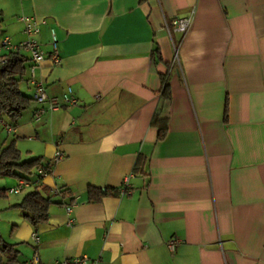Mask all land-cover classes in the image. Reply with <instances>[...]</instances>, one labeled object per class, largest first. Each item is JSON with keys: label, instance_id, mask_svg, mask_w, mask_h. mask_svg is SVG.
Returning a JSON list of instances; mask_svg holds the SVG:
<instances>
[{"label": "crops", "instance_id": "0c3cea01", "mask_svg": "<svg viewBox=\"0 0 264 264\" xmlns=\"http://www.w3.org/2000/svg\"><path fill=\"white\" fill-rule=\"evenodd\" d=\"M0 10V39L25 38L23 16L46 54L55 37L60 64L45 59L34 78L76 99L36 119L28 69L20 89L32 102L13 124L0 119L20 154L25 145L21 160L50 168L39 183L52 202L35 227L12 206L22 193L6 191L20 176L0 188V235L18 264H264V0H0ZM188 15V30H174ZM162 73L171 101L158 139ZM89 187L118 193L88 201Z\"/></svg>", "mask_w": 264, "mask_h": 264}, {"label": "trees", "instance_id": "16d2710c", "mask_svg": "<svg viewBox=\"0 0 264 264\" xmlns=\"http://www.w3.org/2000/svg\"><path fill=\"white\" fill-rule=\"evenodd\" d=\"M2 13L0 10V31H1ZM155 59H160L159 52L154 50ZM0 57L5 61L0 62V119L9 118L16 121L28 108L32 102V97L23 93L20 89V83L26 80V73L30 68L31 62L28 53L20 49L2 50ZM161 89L159 104L154 111L151 124L157 128V137L161 139L167 131V109L171 101V91L168 82L167 73L160 74ZM7 120V119H6ZM40 164V158L21 160V154L14 145V140L0 148V177H27L36 173ZM140 168L137 163L135 169ZM44 187L40 183L33 189L22 191L18 202L12 206H18L23 209L26 218L35 227L40 222L47 219L48 206L52 202L50 196L43 193ZM5 191L0 190V194ZM59 192L67 194L66 189L59 188ZM111 192L117 194L115 189H101L89 187L86 195L88 201H97L103 195ZM18 250L15 243L7 242L0 235V264H17Z\"/></svg>", "mask_w": 264, "mask_h": 264}, {"label": "built area", "instance_id": "2783aa9c", "mask_svg": "<svg viewBox=\"0 0 264 264\" xmlns=\"http://www.w3.org/2000/svg\"><path fill=\"white\" fill-rule=\"evenodd\" d=\"M22 20L25 23L24 31L26 33V37L18 43H12L7 37H3L0 39V51L2 50H15L20 49L28 53L30 58V78L35 85V93L33 95L34 100L38 103V107L35 110L34 117L38 119L43 113L46 111H54L57 110L62 104H73L76 103V99L68 95L67 93L63 94L60 101L57 97H51L46 91L45 86L40 81H36L34 78V68L37 64L41 63L45 59H49L52 64L58 65L61 62V57L57 48L56 39L53 36L51 41V52L46 54L40 44L35 39L34 35L38 33V24L36 20L30 16H23ZM192 22V15L184 16L176 18L172 21V25L174 30L185 33L190 24ZM168 27V26H167ZM169 30V28H168ZM5 61V58L0 57V62ZM70 92V90H69ZM4 128L10 132L13 130V127L3 121H0ZM63 157L62 152L59 150L55 152L53 155V161L56 162ZM50 172V168L48 166L39 165L36 169V178L34 180H30L26 177H19L17 178L16 182L8 187L7 191L10 194H19L27 187L32 184H38L40 180L48 175ZM132 174H128L124 177L123 180V188L120 190L121 193L125 192L128 186V179ZM32 238L37 241L38 237L35 234H32ZM176 239H170L167 242L169 248H172L173 245L176 243ZM86 261V257H73V258H65L59 261H55L52 264H80ZM34 260H28L26 264H33Z\"/></svg>", "mask_w": 264, "mask_h": 264}, {"label": "rangeland", "instance_id": "374dc122", "mask_svg": "<svg viewBox=\"0 0 264 264\" xmlns=\"http://www.w3.org/2000/svg\"><path fill=\"white\" fill-rule=\"evenodd\" d=\"M7 119V122H11V124H13L12 123V121H10L8 118H6ZM10 124V125H11ZM12 139H16V137L14 136V135H12V134H8L7 132H6V129L4 128V127H2V128H0V148H1V146H3V145H6V144H8ZM14 145L18 148V146H19V144H18V146L16 145V143L14 142ZM20 146H22V147H20L21 148V150H22V152H21V156H22V158L21 159H24V152H23V146H25L24 144L23 145H20ZM33 177L35 176L34 174L32 175ZM11 179V177H7V176H4V177H1L0 178V185H1V187L0 188H2L3 186H5V184H6V181H8V180H10ZM6 191H7V189H6ZM8 196L9 197H16V194H8ZM18 197H20V195H17ZM5 232V231H4ZM17 264H18V261H17Z\"/></svg>", "mask_w": 264, "mask_h": 264}]
</instances>
